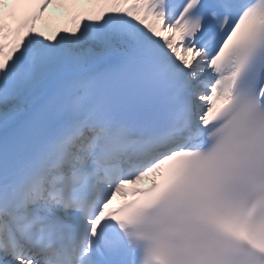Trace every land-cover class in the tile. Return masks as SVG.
I'll return each mask as SVG.
<instances>
[{"label": "snow or ice", "instance_id": "obj_1", "mask_svg": "<svg viewBox=\"0 0 264 264\" xmlns=\"http://www.w3.org/2000/svg\"><path fill=\"white\" fill-rule=\"evenodd\" d=\"M0 264H264V0H0Z\"/></svg>", "mask_w": 264, "mask_h": 264}]
</instances>
